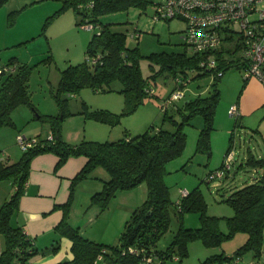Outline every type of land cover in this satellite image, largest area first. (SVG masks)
Masks as SVG:
<instances>
[{
  "label": "trees",
  "instance_id": "trees-1",
  "mask_svg": "<svg viewBox=\"0 0 264 264\" xmlns=\"http://www.w3.org/2000/svg\"><path fill=\"white\" fill-rule=\"evenodd\" d=\"M6 2L7 0H0V7ZM63 2L73 4L75 13L83 16L77 20L78 24L93 26L94 23L99 24V30L93 34L86 51L88 55L94 57V61L92 66L82 62L69 65L61 71L54 96L62 109V115H44L52 138L36 134L37 144L25 151L22 150L20 158L10 163L3 161L0 154V181L9 180L15 188L0 204V235L5 240L4 249L0 253V264H27L38 256L48 252L54 253L59 249L58 240H54L50 247H38L23 227L12 221L19 209V199L24 192L30 161L33 156L43 152H51L58 156L57 167L71 156L87 158L71 180L69 198L60 205L63 209L62 219L54 227L55 232L71 240L73 258L53 264H157V262L164 264L175 255L180 260L187 256L188 244L193 240H201L207 246H218L239 231L247 233V239L232 255L213 254L200 264H211L217 260L220 264L232 262L248 251L253 253L254 258H258L264 250V155L255 156L249 152L245 164L260 169L259 174L242 186H234L230 194L222 199L228 202L234 211L231 216L226 217L228 226L226 232L220 230L217 217L204 214L205 200L199 186L188 190L185 196L175 202L171 200L169 186L164 180L167 162L179 156L184 148L186 133L183 126L196 114L204 119L196 148L199 150L210 148L209 134L213 129L215 107L220 96L215 82H212L206 94H199L187 100L182 106L175 104L176 110L182 116L180 120L169 116L175 123L173 128L150 125L141 133L135 135L127 133L115 140L105 141L84 139L70 143L62 138L60 127L65 115L63 109L67 98L61 97L59 92L76 93L83 85H90L94 89L107 87L111 90L113 89L111 84L117 81L121 85L119 90L124 93L126 102L132 103V109L145 95L154 94V89L147 86V77L141 73L140 60L143 55L138 46L128 47L126 33L113 31L110 22L99 21L100 15L125 11L130 7L145 10L150 0H63ZM80 3L85 6L81 8ZM64 8L65 6H62L60 10ZM169 19L172 18L164 20ZM132 34L137 36L136 33ZM236 49L235 45L234 50ZM186 50L185 47L183 51L152 52L146 56L152 63H158L160 69L167 68L174 74L176 85L168 96L174 90L184 91L188 70H200L201 73L198 75L212 74L216 79L220 77L218 72L224 73L229 66L241 68L237 63H233L235 57L228 56L226 61L218 63L214 69H206L199 65L198 53L189 54ZM231 52L234 56L235 52L233 50ZM10 63L14 65L13 69ZM5 67L10 69L5 70ZM0 69L1 127L13 124L11 112L15 107L21 103L30 105L33 103L28 88L29 68L11 58L9 63ZM166 98L161 99V107L162 101ZM174 101L176 100L171 102ZM167 107L162 108L166 110ZM130 109L121 113L107 109H84L80 112L86 118L113 124L119 121L121 114L129 112ZM41 116L40 114L39 117ZM229 150L230 148L226 154ZM97 167L104 169L108 174V178L103 180L102 188L91 196V202L98 204L100 210H104L110 198L119 190L131 189L140 183H145L147 187L146 198L130 213L115 244L92 240L86 237L78 226H72L68 221L75 187ZM171 210L180 218L188 210H198L202 222L196 227L180 224L172 240L165 247H159L158 241L170 224Z\"/></svg>",
  "mask_w": 264,
  "mask_h": 264
},
{
  "label": "rangeland",
  "instance_id": "rangeland-1",
  "mask_svg": "<svg viewBox=\"0 0 264 264\" xmlns=\"http://www.w3.org/2000/svg\"><path fill=\"white\" fill-rule=\"evenodd\" d=\"M159 1L161 0H150L145 10L130 7L125 11L99 16L101 23H112L113 31L126 33L128 47L138 46L143 55L140 60L141 73L147 77V86L154 89V94L145 95L132 109V103L126 102L117 81L111 84V90L107 87L94 89L90 85H83L76 93L59 92L61 97L67 98L60 127L61 135L64 140L76 143L84 139L115 140L127 133H141L150 125L173 128L175 123L169 116L172 115L177 120L182 116L175 104L182 106L187 100L206 94L212 82H215L220 96L215 107L213 129L209 134L210 148H196L199 131L204 125L203 117L196 114L183 126L186 133L184 148L179 156L167 162L164 180L169 186L170 198L175 202L180 198L182 190L188 191L199 186L205 200L204 214L217 217L219 228L222 225L228 228L226 217L231 216L234 211L222 199L230 194L234 186H242L250 180L252 168L245 164L249 152L255 156L264 155V83L255 76L246 81L244 69L236 66H229L216 79L212 74L198 75L200 70H188L184 96L171 102L164 110L160 104L161 99L169 95L176 80L169 69H160L158 63H152L146 56L152 52L183 51L185 46L181 36L185 21L181 18L155 20L152 17L154 5ZM7 2L0 7V67L15 58L16 63L25 64L29 68L28 88L33 103L19 104L11 112L13 124L0 127L1 157L16 161L22 154L18 136H45L49 132L44 129L47 124L44 115H62V109L54 96L61 71L69 65L82 62L92 66L94 57L86 51L93 34L99 30V24L94 23L90 28L78 24L77 20L83 16L75 13L73 4H65L63 0ZM16 5L21 8L7 10ZM80 5L81 8L85 6L82 3ZM62 6L65 8L60 10ZM132 33L138 35L133 36ZM186 51L191 53L188 48ZM10 67L13 68L14 65L10 63ZM232 104L239 105L241 117L229 115L228 109ZM84 109H107L114 113H121L126 109L130 111L121 114L117 123L110 124L86 118L80 112ZM228 148L232 154L229 172L222 180H206L209 171L221 167ZM13 191L9 180H1L0 204ZM116 194L110 198L96 221L87 225L86 235L118 240L125 216L129 214L125 215L124 208L118 206ZM96 205L98 204L92 203L90 198L81 211L78 206L73 210L71 203L69 216L72 212L74 220L89 222V215ZM87 209L90 210L85 215ZM181 217L171 210L170 224L158 241L159 247H165L172 240L180 224L188 227L189 223V227H196L202 222L198 210H188ZM196 222L198 224L193 225ZM166 262L164 264L171 263V259Z\"/></svg>",
  "mask_w": 264,
  "mask_h": 264
},
{
  "label": "crops",
  "instance_id": "crops-1",
  "mask_svg": "<svg viewBox=\"0 0 264 264\" xmlns=\"http://www.w3.org/2000/svg\"><path fill=\"white\" fill-rule=\"evenodd\" d=\"M20 8V5H16L12 8L9 7L7 10H17ZM250 79L251 77L247 78L246 81ZM237 108H239V105ZM238 115L241 117L240 109L238 110ZM44 129H46L47 132H50L48 123ZM1 158L5 162H13L5 160L3 157ZM86 160L87 158L85 156H71L67 158L63 164L57 167L56 163L58 161V156L51 152L36 154L31 159L28 178L24 184V192L19 199V209L12 221L15 224L21 225L28 236L34 239V242L38 247H50L54 243V240H58L59 249L54 253L48 252L42 256H38L27 264H53L73 258L71 240L67 236L59 235L55 232L54 227L62 219L63 209L60 205L65 203L69 198L71 180L82 168ZM259 172L260 169L252 168L251 178L247 182L255 179ZM107 178V172L104 169L97 167L87 178L79 182L75 187L72 209H76L77 206L79 210L84 209L85 204L88 203L92 194L102 188L103 180ZM14 189L13 186V190ZM146 194L147 187L145 183H140L137 187L131 189L119 190L116 194L118 197L117 199H119L118 206L124 208L125 215H130V213L144 201ZM120 196L121 198H119ZM92 209L93 212L89 215V222L74 220L72 212H70L68 218L69 223L72 226H78L80 231L92 240L105 244L117 243L118 240H108L103 237L95 238L86 235L85 228H87V225L96 221V218H98L103 212V210L99 209L98 205ZM89 210L90 209H87V211L85 210V215ZM129 215L125 216L124 223ZM197 224L198 222L193 225ZM187 225L190 226L191 224L188 223ZM220 228L223 232L227 231V228H225L224 225ZM246 239L247 233L240 231L235 232L231 237L223 240L218 246H207L201 240L196 239L189 242L187 256L180 260L178 256L175 255L170 258L171 263L169 264H200L199 262L203 261L208 256L219 253L230 256L246 241ZM4 244V237L0 235V253L4 249ZM157 264L159 263L157 262ZM211 264H220V262L217 260L213 261ZM236 264H264V250H262L261 255L258 258H254L253 253L248 251L238 258Z\"/></svg>",
  "mask_w": 264,
  "mask_h": 264
},
{
  "label": "built area",
  "instance_id": "built-area-1",
  "mask_svg": "<svg viewBox=\"0 0 264 264\" xmlns=\"http://www.w3.org/2000/svg\"><path fill=\"white\" fill-rule=\"evenodd\" d=\"M152 17L155 20L181 18L185 21L182 42L191 53L200 55V66L214 69L218 63L226 61V57H235L233 63L244 69L245 78L255 76L264 83V0H161L155 5ZM83 26L93 27L92 24ZM218 75L223 73L219 71ZM183 94L179 89L174 90L162 101V107H167L172 100L180 99ZM228 112L237 117V105L232 104ZM48 138H52L51 133ZM17 140L25 151L36 145L38 138L22 135ZM231 159L232 154L228 152L221 167L208 172L206 180L221 179L229 172ZM187 193V190H182L180 197ZM237 260L223 264H236Z\"/></svg>",
  "mask_w": 264,
  "mask_h": 264
}]
</instances>
